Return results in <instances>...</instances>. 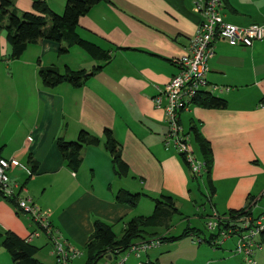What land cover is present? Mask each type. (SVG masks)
Instances as JSON below:
<instances>
[{
  "label": "crops",
  "instance_id": "obj_1",
  "mask_svg": "<svg viewBox=\"0 0 264 264\" xmlns=\"http://www.w3.org/2000/svg\"><path fill=\"white\" fill-rule=\"evenodd\" d=\"M10 1L24 13L32 11L35 0ZM44 2L61 14L66 0ZM221 15L238 27L264 24V0H222ZM200 20L194 0L101 2L79 18L78 34L110 50L106 63L78 48L58 56L60 46L46 40L29 45L19 59L9 60V45L0 32V158L18 162L19 167L9 171L10 180L22 188L16 191L49 214L54 230L71 247L82 252L94 221L112 225L120 234L122 222L151 215L154 208L146 202L153 203L151 197L167 195L179 204L197 205L196 186L185 165L174 145L164 143L168 125L153 99L179 72L178 61L187 53ZM96 66L103 68L80 88L62 84L48 89L38 77L40 68L90 73ZM206 81L200 93L224 100L226 107L206 109L191 103L179 120L185 133L197 126L210 146L214 193L209 206L224 214L264 194V39L250 48L230 47L218 40ZM213 87L218 91L213 92ZM106 129L120 145L128 167L125 177L116 175L104 148ZM82 130L98 138L99 144L83 148L81 165L73 172L65 166L57 140L74 141ZM120 190L148 197L142 196L131 208L117 203ZM256 204L255 211H261L262 205ZM35 230L27 215L0 196L1 234L10 232L25 241ZM30 244L38 249L35 258L41 264H52L55 257L45 234ZM159 246L144 252V264H182L172 259L162 262L160 250L170 246ZM210 253L217 258L214 250ZM222 260L218 264L235 262L226 254ZM254 260L264 264V244ZM0 264H13L1 240Z\"/></svg>",
  "mask_w": 264,
  "mask_h": 264
},
{
  "label": "trees",
  "instance_id": "obj_2",
  "mask_svg": "<svg viewBox=\"0 0 264 264\" xmlns=\"http://www.w3.org/2000/svg\"><path fill=\"white\" fill-rule=\"evenodd\" d=\"M101 2L111 3V0H66L63 12L57 14L45 4L44 0H35L32 5V11L24 13L17 12L10 0H0V32H4L9 45L10 53L8 59L17 60L23 55L29 45L46 40L55 42L60 46L58 56L67 54L71 48H78L93 60L108 62L110 60L109 49H104L96 43L87 41L78 34L79 18L88 14L94 6ZM102 68L103 66H96L90 73L84 70H71L68 67H65L63 72L58 71L54 67L40 68L38 70V77L42 85L48 89L62 84L80 88L90 76ZM192 104L206 109H223L226 107L224 100L207 93L197 94L192 100ZM184 135L188 136L195 158L203 164V172L199 175L192 173L185 155L178 153V156L189 173L191 184H194L197 190L200 188V182L202 183L204 179L203 186L206 191L204 195L208 202H210L214 193L210 180L213 166L210 146L195 125L190 126L188 131L184 132ZM104 136V148L112 158L116 175L119 177L127 176L128 167L121 158L120 145L114 139L110 130H104ZM98 144L99 139L84 130L78 133L74 141L57 140V148L65 166L73 172H76L81 165L83 148ZM0 196H2L1 192ZM142 196L148 197L145 194L120 190L116 194V201L119 204L136 208ZM150 199L154 205L152 214L149 216L133 217L122 222L123 227L118 236L114 232L112 225L101 221H94L93 232L82 250L85 257L84 264H101L104 261L113 263V261L122 254H125L137 243L158 241L161 245L177 242L182 238L196 234L193 228L185 229L183 233L176 237H166V235L159 234L157 229L169 231L173 216L180 215V212L176 208L175 199L170 196L161 195L157 198L151 197ZM6 200L14 204L13 199L7 198ZM253 202L254 199L250 197L242 209L229 211L220 215L228 216L231 220L242 216H252L253 214L260 215L264 208V194L258 200V204L262 205L261 211L256 212L252 210L255 205ZM218 233L219 231L211 233L208 237L202 239L197 237L198 244L204 243L210 248L219 249L220 245H214L213 243L219 237ZM261 239L264 244V233H262ZM0 240L2 247L10 256L13 264H41L35 258L38 249L30 243L21 240L10 232L0 233ZM148 264L158 263L152 262Z\"/></svg>",
  "mask_w": 264,
  "mask_h": 264
},
{
  "label": "built area",
  "instance_id": "obj_3",
  "mask_svg": "<svg viewBox=\"0 0 264 264\" xmlns=\"http://www.w3.org/2000/svg\"><path fill=\"white\" fill-rule=\"evenodd\" d=\"M194 9L201 18L196 33L189 41L187 53L178 61L179 72L154 97L153 104L156 109L163 111L168 125V132L164 137L165 145L173 144L178 153L185 155L191 172L199 175L203 172V164L195 158L188 136L184 135L179 123L180 114L189 109L192 100L207 85L208 62L215 56V43L222 40L230 47L250 48L264 39V24L238 27L225 22L221 15L222 0H194ZM217 89L213 87V92L218 91ZM17 167L19 164L15 159L0 158V192L3 198L13 199L15 208L36 225V230L25 241L30 243L33 238L45 234L50 240L57 264H69L82 256L80 250L71 247L59 237L47 212L18 193L22 188L9 178V171ZM258 200L253 202V211ZM205 227L211 233L219 231L214 245L221 246L225 240L234 238L233 252L241 259L242 264H255L254 256L263 248L261 235L264 233V208L260 215L242 216L235 220L212 211ZM220 238L222 241H219ZM159 245L158 241L141 242L133 245L128 252L138 257L139 253ZM125 261L126 257L119 259L116 264H124ZM101 264L114 263L104 261Z\"/></svg>",
  "mask_w": 264,
  "mask_h": 264
},
{
  "label": "rangeland",
  "instance_id": "obj_4",
  "mask_svg": "<svg viewBox=\"0 0 264 264\" xmlns=\"http://www.w3.org/2000/svg\"><path fill=\"white\" fill-rule=\"evenodd\" d=\"M79 50V49H77ZM196 149V148H195ZM200 188L197 190V187L194 189V199L197 202V205H193L192 203H184L179 204L177 200H175L176 208L179 210L181 209L180 215L173 216V219L171 221V225L169 228V231H165V229H157L158 233L161 235H166V237H176L179 236L183 231L187 228H193L196 231V234L193 236H188L185 238H182L180 241L172 242V243H164L161 244L159 247L166 244V246H170L169 249L166 250H160V256L161 261L166 263V261L175 260L182 264H207V261L211 262L209 264H218L219 262H224V255H232L235 259V262L232 264H242L241 259L236 256L233 252L235 240L234 238H230L228 240H225L219 249L210 248L204 243L199 244L194 243V247H191V242L198 241V238H204L208 237V235L211 234L206 227L205 223L207 220V216H210L212 213V210L209 206V202L206 199L205 188L200 182ZM151 206L154 205L153 203ZM152 213V212H151ZM150 215V214H149ZM148 216V215H147ZM199 230V231H197ZM194 231V232H195ZM116 235H119V231L115 230ZM192 240V241H191ZM219 241H222L220 238ZM200 249L199 252H196V249ZM196 248V249H195ZM51 249V247H50ZM214 250L216 252L217 258L215 256H210V251ZM210 253V254H209ZM213 254V253H212ZM140 256V259H138ZM139 256H135L133 253H129L128 251L125 254H122L119 256L115 261H113L114 264L118 262L119 259L126 257V261L124 264H141L146 261V257L144 255V252L139 253ZM40 257V255L38 256ZM218 257H220L219 260ZM226 257V256H225ZM238 257V258H237ZM222 258V259H221ZM85 257L80 256L75 259L73 264H83ZM52 264H55V259H51ZM152 263V262H151Z\"/></svg>",
  "mask_w": 264,
  "mask_h": 264
},
{
  "label": "water",
  "instance_id": "obj_5",
  "mask_svg": "<svg viewBox=\"0 0 264 264\" xmlns=\"http://www.w3.org/2000/svg\"><path fill=\"white\" fill-rule=\"evenodd\" d=\"M108 260H110V258H108Z\"/></svg>",
  "mask_w": 264,
  "mask_h": 264
}]
</instances>
